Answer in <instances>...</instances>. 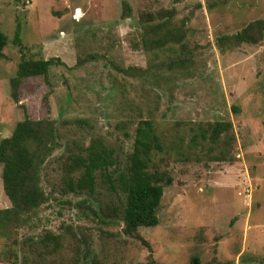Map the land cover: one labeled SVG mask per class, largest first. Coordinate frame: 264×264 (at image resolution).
<instances>
[{
  "label": "rangeland",
  "instance_id": "1",
  "mask_svg": "<svg viewBox=\"0 0 264 264\" xmlns=\"http://www.w3.org/2000/svg\"><path fill=\"white\" fill-rule=\"evenodd\" d=\"M263 19L264 0H0V142L26 117L56 128L46 202L1 230L0 264H264V40L222 42ZM23 58L61 64L22 79L16 101ZM143 120L162 142L150 171L173 183L136 237L101 174L94 195L71 193L65 164L95 138L124 162ZM217 123L231 128L212 140ZM2 171L0 211L13 207Z\"/></svg>",
  "mask_w": 264,
  "mask_h": 264
},
{
  "label": "trees",
  "instance_id": "2",
  "mask_svg": "<svg viewBox=\"0 0 264 264\" xmlns=\"http://www.w3.org/2000/svg\"><path fill=\"white\" fill-rule=\"evenodd\" d=\"M123 7V16L128 17L131 7L126 2H123ZM19 32L20 30L15 41L22 48ZM172 36L174 37V32ZM263 40L264 19L256 20L240 32L222 38L223 43H230L232 46L245 43L257 45ZM7 44V36L0 32V59L4 57L3 50ZM59 63L61 64V60L58 58H23L18 65L17 76L12 81L14 99L19 101L18 91L22 79L38 76L47 79L51 67ZM129 69L124 71L127 73ZM230 128L231 124L217 123L212 130V140H217ZM55 135L53 121L32 120L26 117L17 124L11 137L0 142L3 189L13 205L11 209L0 211V233L8 227L12 217L29 218L30 214L46 202L40 185V175L43 165L54 149ZM159 151H162L161 137L157 134L152 120L139 122L132 152L124 162H121L116 151L108 147L103 139L95 138L87 147L69 157L65 164V187L71 193L94 195L98 174H101L102 183L116 196V205L107 211L122 218L126 234L139 237L140 228H155L159 225L158 213L164 189L173 183L168 173L150 171L154 154ZM46 238L51 241L52 247L44 239L41 243L51 253L57 251L60 238Z\"/></svg>",
  "mask_w": 264,
  "mask_h": 264
}]
</instances>
